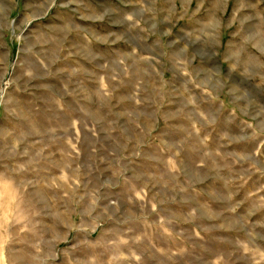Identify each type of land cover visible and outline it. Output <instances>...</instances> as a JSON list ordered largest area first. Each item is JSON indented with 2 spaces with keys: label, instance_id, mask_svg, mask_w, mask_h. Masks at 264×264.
Wrapping results in <instances>:
<instances>
[{
  "label": "rangeland",
  "instance_id": "obj_1",
  "mask_svg": "<svg viewBox=\"0 0 264 264\" xmlns=\"http://www.w3.org/2000/svg\"><path fill=\"white\" fill-rule=\"evenodd\" d=\"M0 264H264V0H0Z\"/></svg>",
  "mask_w": 264,
  "mask_h": 264
}]
</instances>
